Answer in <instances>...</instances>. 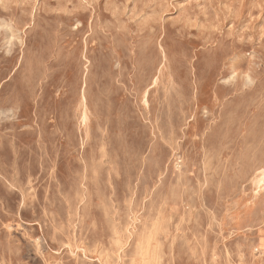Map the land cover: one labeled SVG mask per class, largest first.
<instances>
[{"label":"rangeland","instance_id":"1","mask_svg":"<svg viewBox=\"0 0 264 264\" xmlns=\"http://www.w3.org/2000/svg\"><path fill=\"white\" fill-rule=\"evenodd\" d=\"M0 264H264V0H0Z\"/></svg>","mask_w":264,"mask_h":264}]
</instances>
